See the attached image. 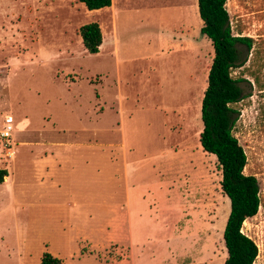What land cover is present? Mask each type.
<instances>
[{"label":"rangeland","instance_id":"1","mask_svg":"<svg viewBox=\"0 0 264 264\" xmlns=\"http://www.w3.org/2000/svg\"><path fill=\"white\" fill-rule=\"evenodd\" d=\"M188 1L127 0L122 5L124 0H114L113 7L127 13L118 15L112 37L104 28L110 15L88 10L77 0H0V128L9 112L12 139H120L123 129L127 180L148 188L153 181L143 171L144 154L183 136L195 141L201 128L199 107L213 55L210 41L205 38L192 64L165 53L168 38L181 44L171 49L176 56L193 50L195 25H180L186 21ZM225 8L232 32L253 39L245 63L231 70L233 77L246 80L250 93L234 104L239 115L232 132L246 156L243 171L256 178L260 197L256 213L241 229L256 244L253 264H264V0H226ZM90 21L104 22L105 38L117 40L115 51L101 48L91 54L83 48L78 27ZM141 55L149 59L138 60ZM9 147L11 139L7 147L0 145V161L8 159L12 170L0 186V264H39L48 247L61 264H117L127 247L116 240L115 223L107 224L103 244H92L81 237L101 242L94 221L103 213L75 203L83 189H93V195L111 189L115 195L123 166H113L119 172L109 176L112 165L103 157L81 158L79 166L66 171L72 191H61L53 201L74 205L21 207L16 203L25 198L17 185L29 161L23 147L12 155ZM133 156L137 158L131 160ZM192 162L195 170L184 167V175L172 178L179 181L171 186L180 202L154 208V221L145 211L131 222L121 218V231L134 234L131 264H223L222 229L229 203L219 188L220 170L207 152ZM76 248L87 256L68 257Z\"/></svg>","mask_w":264,"mask_h":264},{"label":"crops","instance_id":"2","mask_svg":"<svg viewBox=\"0 0 264 264\" xmlns=\"http://www.w3.org/2000/svg\"><path fill=\"white\" fill-rule=\"evenodd\" d=\"M188 6H186V21H184L185 27H189L188 22H191L195 25L198 35H192L194 37V42L191 45L193 50L186 52L181 51L178 52L179 56H176L174 53L175 50H171L173 47L180 46L177 45L176 42L170 41V38L166 39L167 43L165 46V53L169 54V57L175 56V60L181 63L190 64L196 61V57L201 54V47L205 44V35L201 34L199 29L201 26V20L197 13L196 0L188 1ZM191 2V4H190ZM125 4H127V0H124ZM114 0H110V4L108 6H104L99 8V11L103 10L110 15L109 21H106L105 31H109L112 37L115 36L116 33V24L118 15L127 13L125 9H121L119 7H113ZM119 4V3H118ZM226 4V1H225ZM224 4V6H225ZM124 7V6H123ZM126 8V7H125ZM226 9V8H225ZM98 10V9H95ZM227 11V10H226ZM107 15V14H106ZM96 22V21H95ZM98 24V23H97ZM102 25L99 26L101 35V42L98 50L101 48L110 49V52H113L117 49V40L114 42H110V38H105V34H103ZM172 31V27H171ZM189 33V32H188ZM235 34H239L235 32ZM205 36V37H204ZM208 39V38H207ZM172 40V39H171ZM209 40V39H208ZM146 41H149L148 39ZM210 41V40H209ZM110 44V47H107V44ZM211 45V44H210ZM212 47V46H211ZM181 48V47H177ZM172 51V53H171ZM97 53V52H96ZM95 54V53H93ZM172 55V56H171ZM138 60L145 61L149 59L148 55H141L137 57ZM192 69L188 73L187 78L191 79ZM7 113L10 117V123L12 122V116L9 112ZM4 116V115H3ZM2 116V117H3ZM120 129H122L120 127ZM201 129V128H200ZM197 139L193 141L192 139H187L184 136L183 139H176L173 143L171 141L170 144L165 143V147L160 149H154L152 152L144 154V163L143 161L137 162L142 163L143 171L152 177V183L148 186V188L137 186L134 182H128V169H127V158H126V147L124 143V132L123 129L120 131L121 138L120 139H11V147L17 145V147L12 150L11 147L8 149L11 150V155L16 151H19L23 147V152L27 157V161H29V169L25 168L24 173H21V178L18 181L17 190L22 194L23 202H17L16 205L21 207H54L60 204L63 205H74L71 202L65 200V202H53L58 200V194L61 191L69 189L72 191L73 189V181L70 182L67 180L69 176L66 175L67 169L75 168L78 165V162H81V158L85 159L87 156H98L105 160L106 163L112 165L109 176H113V172L118 173L119 168H114L113 166L121 165L123 166V173L121 178L117 179V182H120V185L115 186L114 195L110 190H106L99 195H93V189H83V194L80 196V202L75 203L83 205L88 208H98L103 214H101L100 218L95 219V223H97V230L102 233L101 242L95 241L94 238L90 236L83 235L84 240L92 241V244H103V241L106 240V236L108 233L107 224L115 223V237L119 242L125 243L127 247L126 254L123 258L117 261V264H131L130 259V247L134 245L133 235L129 233L128 229L124 232L121 231L119 224L124 220L129 219L135 215H142L140 211H145L148 213V217L155 220V210L157 207H164L173 204V202H180V196L177 194V190L174 185L179 181H173V177H178L183 174V168L187 167L188 169L193 170L192 159L196 158L197 155L201 154L205 151L201 149V146L198 142V133ZM108 130V129H107ZM184 135V134H183ZM180 137V136H179ZM173 147V148H172ZM20 148V149H19ZM132 149V148H131ZM96 150V151H94ZM94 151V152H93ZM98 154V155H97ZM10 155V157H11ZM143 156V155H142ZM134 157V158H133ZM130 157L131 160L137 158L136 156ZM15 156L13 157V160ZM23 164H19V167ZM107 164V165H109ZM135 162H132L131 165H134ZM184 164H187L184 166ZM87 165L85 162L82 163V167ZM0 167H3L7 171V175L4 177L1 184L5 183L9 175L12 174L11 167L9 166L8 159L7 162L0 161ZM125 168V169H124ZM196 169V168H195ZM194 169V170H195ZM20 170V169H19ZM87 169H84V171ZM21 172V171H20ZM11 177V176H10ZM11 184H14V181H11ZM171 184H174L171 186ZM1 188V187H0ZM152 192L151 195H147L146 193ZM26 192L29 193L27 196ZM78 192V191H74ZM51 194V196H50ZM55 199V200H53ZM160 202V203H159ZM52 204V205H49ZM160 204V205H159ZM78 206V205H77ZM142 208V209H140ZM79 237V236H78ZM127 241V242H125ZM47 248V245H46ZM48 252L49 247L47 248ZM55 251V250H54ZM51 253V252H50ZM52 254V253H51ZM56 254V252H55ZM41 255V254H40ZM57 255V254H56ZM133 255V251H132ZM58 256V255H57ZM76 257L77 259L80 257L87 256L79 252V248H76L75 252L72 255H68V257L72 258ZM150 257V256H149ZM96 263H99L95 261ZM101 264V263H99ZM108 264V263H103ZM110 264V263H109Z\"/></svg>","mask_w":264,"mask_h":264},{"label":"trees","instance_id":"3","mask_svg":"<svg viewBox=\"0 0 264 264\" xmlns=\"http://www.w3.org/2000/svg\"><path fill=\"white\" fill-rule=\"evenodd\" d=\"M88 10L110 4V0H77ZM226 0H196L201 20L200 33L212 46L213 55L206 74L199 113L201 129L198 142L201 149L214 155L220 170L219 188L229 203L228 214L222 229V241L226 256L223 264H253L257 255L255 242L242 232L246 218L253 216L260 204L256 178L244 173L245 153L233 135V127L239 111L235 103L250 95L241 77H233L231 70L242 66L252 48L253 39L232 32ZM83 48L96 53L101 42L97 22L90 21L78 27ZM7 175L0 167V182ZM39 264H61V259L43 251Z\"/></svg>","mask_w":264,"mask_h":264},{"label":"built area","instance_id":"4","mask_svg":"<svg viewBox=\"0 0 264 264\" xmlns=\"http://www.w3.org/2000/svg\"><path fill=\"white\" fill-rule=\"evenodd\" d=\"M2 121H4L5 124L0 128V145L7 147L10 144L11 120L8 115H4Z\"/></svg>","mask_w":264,"mask_h":264}]
</instances>
